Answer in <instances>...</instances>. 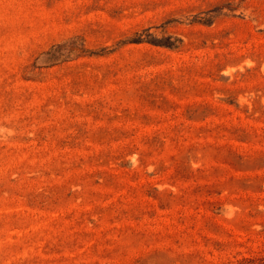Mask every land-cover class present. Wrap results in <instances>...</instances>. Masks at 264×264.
Returning <instances> with one entry per match:
<instances>
[{"label":"rangeland","instance_id":"374dc122","mask_svg":"<svg viewBox=\"0 0 264 264\" xmlns=\"http://www.w3.org/2000/svg\"><path fill=\"white\" fill-rule=\"evenodd\" d=\"M0 264H264V0H0Z\"/></svg>","mask_w":264,"mask_h":264}]
</instances>
